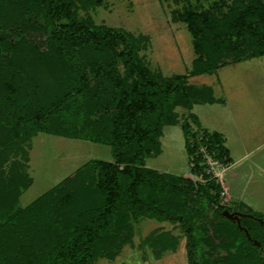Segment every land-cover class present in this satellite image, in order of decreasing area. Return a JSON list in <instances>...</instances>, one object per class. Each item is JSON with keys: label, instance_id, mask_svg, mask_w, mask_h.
Returning a JSON list of instances; mask_svg holds the SVG:
<instances>
[{"label": "trees", "instance_id": "trees-1", "mask_svg": "<svg viewBox=\"0 0 264 264\" xmlns=\"http://www.w3.org/2000/svg\"><path fill=\"white\" fill-rule=\"evenodd\" d=\"M79 2V3H77ZM98 0H0V264H93L113 259L133 237L134 221L148 217L181 226L188 264H264V224L243 217L242 225L220 211L221 185L206 173L196 152L204 145L227 160L218 131L203 129L191 112L215 102L211 86L188 84L233 61L264 54V39L252 35L232 48L240 21L264 23V9L247 13L236 5L227 14L181 18L196 34L192 68L164 76L146 63L148 37L79 16ZM177 18V16H175ZM232 61V60H231ZM183 105L201 134L182 123L193 171L206 182L145 166L161 152L160 137ZM38 132L87 139L111 146L113 161L91 159L24 207L16 205L30 178L15 159L18 147ZM1 137V136H0ZM194 139V140H193ZM217 205L215 218L208 208ZM256 216V215H255ZM256 239L260 245L253 241ZM177 237L154 230L142 241L156 250L177 247Z\"/></svg>", "mask_w": 264, "mask_h": 264}, {"label": "rangeland", "instance_id": "rangeland-1", "mask_svg": "<svg viewBox=\"0 0 264 264\" xmlns=\"http://www.w3.org/2000/svg\"><path fill=\"white\" fill-rule=\"evenodd\" d=\"M233 5L254 13L256 6L264 9V0H98L86 9L79 6L78 15H89L97 24L146 35L148 44L141 50L146 63L164 76H174L190 71L197 56L196 34L189 21L181 18L182 14L196 12L205 18L210 13L227 14ZM253 34H263L264 39V23L242 19L236 32L230 35L231 47L242 48L244 41L251 39ZM187 82L213 89L216 101L195 104L191 112L197 115L203 129L223 134L231 160L226 156L213 157L202 144L196 152L204 158L206 173L222 187L220 201L226 208L220 215H224L225 210L243 213L239 222L225 216L236 221L252 239L242 225V218L255 217L264 224V54L236 61L230 58L210 73L191 75ZM174 112L175 123L164 126L160 137L161 152L147 157L144 164L191 178L197 185L204 184L206 181L192 169L194 164L187 150L182 123L189 120L192 131L199 134L201 128L191 122L183 105H177ZM0 136V139L8 138L9 134L2 132ZM23 145L26 157L16 146L4 165L8 169L17 159L21 170L30 178L29 185L21 189L16 203L19 207L28 205L91 159L114 160L111 146L106 143L54 133L38 132ZM205 150L206 155L212 156L210 163ZM216 207L208 208L207 218L216 220L213 211ZM134 225L133 237L113 259L99 257L93 264H188L187 241L181 226L148 217L139 218ZM154 230L168 231L176 236L177 247L155 255L156 250L142 244ZM253 241L260 245L258 240Z\"/></svg>", "mask_w": 264, "mask_h": 264}, {"label": "water", "instance_id": "water-1", "mask_svg": "<svg viewBox=\"0 0 264 264\" xmlns=\"http://www.w3.org/2000/svg\"><path fill=\"white\" fill-rule=\"evenodd\" d=\"M223 213H224V215H226L227 217L232 218V219H235V220H237L238 222L240 221V216L243 215V213H241V212H238V211L230 212L229 210H225Z\"/></svg>", "mask_w": 264, "mask_h": 264}, {"label": "built area", "instance_id": "built-area-1", "mask_svg": "<svg viewBox=\"0 0 264 264\" xmlns=\"http://www.w3.org/2000/svg\"><path fill=\"white\" fill-rule=\"evenodd\" d=\"M205 155H206V150H205ZM206 156H207V158L209 159V161H208V162L210 163V162H211V161H210V158H211L212 156L208 155V153H207V155H206ZM223 193H224V192H223Z\"/></svg>", "mask_w": 264, "mask_h": 264}]
</instances>
